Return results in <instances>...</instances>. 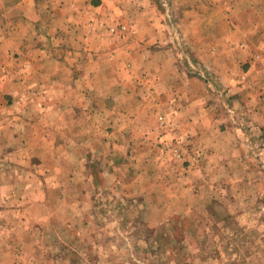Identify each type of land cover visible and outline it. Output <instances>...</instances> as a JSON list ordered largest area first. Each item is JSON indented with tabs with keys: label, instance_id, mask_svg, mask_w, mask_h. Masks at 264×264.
<instances>
[{
	"label": "rangeland",
	"instance_id": "1",
	"mask_svg": "<svg viewBox=\"0 0 264 264\" xmlns=\"http://www.w3.org/2000/svg\"><path fill=\"white\" fill-rule=\"evenodd\" d=\"M16 1L0 0V264H264V34L241 29L232 66L225 0H90L89 25L148 22L164 50L97 64L69 38L45 47L57 0L24 2L18 28Z\"/></svg>",
	"mask_w": 264,
	"mask_h": 264
},
{
	"label": "crops",
	"instance_id": "2",
	"mask_svg": "<svg viewBox=\"0 0 264 264\" xmlns=\"http://www.w3.org/2000/svg\"><path fill=\"white\" fill-rule=\"evenodd\" d=\"M26 1H30L31 6H34L35 0L16 1L15 12L17 28L18 25L24 26L25 24L24 17L26 10L24 8V2ZM89 1L90 0H57V5L53 7L49 5L45 6V8L47 9H45L44 11V17L47 23L45 22L46 24H39V26H45L49 29L47 32L48 34H46L52 36L50 39L54 38V34L57 35L55 37L57 43H54L52 41L50 42V39L45 40L46 48H48L49 45H52L53 47L55 45L57 46L59 43H65V39L69 38V40L75 41V46L79 49H82L84 51L91 50L88 54V56L91 57V59L89 58V62L93 60V63L95 61V63L97 64H99V62L101 64L108 63L107 65L117 62V58L120 56L119 51L124 49L125 50L121 53L122 57L127 58L129 57V55H133V58H137V60H139L138 64H143V62L145 63V65L151 64V61H146V58H142L145 51L144 49L147 48V53L150 59H156L155 61H153V63H155L156 66L163 64L161 55L164 54V50L160 49L159 51H156V46H154L155 44H157V41L162 39V36L159 34V30H155V28L148 22V30L145 35L139 33V31H136V27L134 28L128 25L123 26V28L118 30H114L112 29V27H109L111 29L106 30L94 25H89V23H87L88 20H94L96 22V19L101 18L100 21L102 19H105V16L101 17V15L96 14L99 12V9H97V7L95 6H90ZM225 2V6L227 7L225 11H228V14L226 15V17L228 18V21L226 23L228 27L226 30L227 33L224 34L225 38L222 40V47L225 49V64H231L232 66H234L236 58L233 57V54L236 53L235 51H237L239 55L246 56L248 53L247 56H250V52H247L248 46L245 43V39L239 38V40H233L236 34L239 33L241 29L244 30V28H248V30H251L250 33H254L255 35L260 32L264 34V0H225ZM27 11H30V9H27ZM236 19L240 20L237 21ZM85 22L86 24H84ZM199 27L200 26L193 25V32H200ZM79 33L82 34L81 38L72 36ZM228 33H230L229 36H227ZM254 37L256 38V41L259 40V37ZM37 41L40 40H32L30 43L20 40L16 43V47L20 49H30V46L31 48H35L36 46L41 45ZM262 41L264 44V35L262 36ZM193 43H195V41H193ZM39 46L37 48H39ZM129 48L133 49L134 52L130 54L128 52L126 53V50H129ZM161 48L165 49L167 47L163 46ZM142 50L144 51L142 52ZM82 59L83 58L81 56V61L84 62L85 59ZM153 73H155L154 75L156 76H159L160 74L158 73V69ZM171 73L174 74L173 70H171ZM242 73L243 72H241L239 77L232 76L227 72H224L223 74L228 78L230 84H232L233 82L232 86H234L235 83H241L245 80V77H247L245 76V74L242 75ZM171 77V80L178 82L177 76L174 79L173 76ZM179 82H183L182 78ZM175 86L178 87L179 84L176 83ZM237 89L240 90V88ZM181 91L182 93L184 92L183 89H181ZM177 98L180 99L179 97ZM177 111L178 110H175V112ZM229 119L230 122L223 134L226 137L227 142H225L223 146L225 149L232 147L236 152L238 150L236 145L238 141L235 137H233V141H231V136H238L236 131L239 132L242 129L241 124L243 122L240 120L241 115L236 114V116H233L232 112L229 116ZM218 144L219 143H216L217 146Z\"/></svg>",
	"mask_w": 264,
	"mask_h": 264
}]
</instances>
